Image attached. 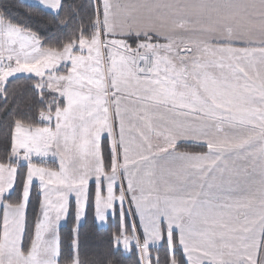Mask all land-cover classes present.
Wrapping results in <instances>:
<instances>
[{
    "label": "snow or ice",
    "instance_id": "snow-or-ice-1",
    "mask_svg": "<svg viewBox=\"0 0 264 264\" xmlns=\"http://www.w3.org/2000/svg\"><path fill=\"white\" fill-rule=\"evenodd\" d=\"M36 7L0 3V264H264V0Z\"/></svg>",
    "mask_w": 264,
    "mask_h": 264
},
{
    "label": "trees",
    "instance_id": "trees-1",
    "mask_svg": "<svg viewBox=\"0 0 264 264\" xmlns=\"http://www.w3.org/2000/svg\"><path fill=\"white\" fill-rule=\"evenodd\" d=\"M10 3L12 5V14L24 23L31 24L35 29H39L42 33L48 32V30L52 27L50 18H47L49 22L45 23L44 14L40 12L39 8L36 7L37 4L26 2L24 0H0V3ZM54 34V32L50 33V35ZM22 83V82H21ZM2 131V129H0ZM189 150L199 151L198 148H191ZM3 153H0L2 156ZM94 211V210H93ZM117 226V222L112 219L108 221L106 226H100L98 224H94L92 220V215H89L88 223L84 228V231L88 234V250L89 252L99 251L104 248L106 239L108 235L115 230ZM72 225L69 221L68 223L62 226V234L66 235ZM125 264H134V261H126Z\"/></svg>",
    "mask_w": 264,
    "mask_h": 264
},
{
    "label": "crops",
    "instance_id": "crops-1",
    "mask_svg": "<svg viewBox=\"0 0 264 264\" xmlns=\"http://www.w3.org/2000/svg\"><path fill=\"white\" fill-rule=\"evenodd\" d=\"M25 1L30 2V3H35V4L38 3V0H25Z\"/></svg>",
    "mask_w": 264,
    "mask_h": 264
},
{
    "label": "rangeland",
    "instance_id": "rangeland-1",
    "mask_svg": "<svg viewBox=\"0 0 264 264\" xmlns=\"http://www.w3.org/2000/svg\"><path fill=\"white\" fill-rule=\"evenodd\" d=\"M25 1V0H24ZM27 2V1H26ZM108 224V222L106 223V224H104V225H100V226H106Z\"/></svg>",
    "mask_w": 264,
    "mask_h": 264
}]
</instances>
